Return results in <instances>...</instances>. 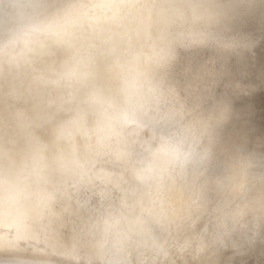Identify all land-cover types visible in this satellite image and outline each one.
Here are the masks:
<instances>
[{
  "label": "clouds",
  "instance_id": "obj_1",
  "mask_svg": "<svg viewBox=\"0 0 264 264\" xmlns=\"http://www.w3.org/2000/svg\"><path fill=\"white\" fill-rule=\"evenodd\" d=\"M30 49L54 100L0 154V224L63 244L0 264H264V0H0V69Z\"/></svg>",
  "mask_w": 264,
  "mask_h": 264
},
{
  "label": "bare ground",
  "instance_id": "obj_2",
  "mask_svg": "<svg viewBox=\"0 0 264 264\" xmlns=\"http://www.w3.org/2000/svg\"><path fill=\"white\" fill-rule=\"evenodd\" d=\"M89 19L95 23L96 18ZM41 30L39 25L32 28L36 33ZM20 63L21 67L16 71L0 69V154L18 151L19 129L31 128L33 117L37 113L45 114L47 106L54 100L46 87L47 76L42 71L50 67V58L41 50L30 49ZM34 76L42 81L39 87L32 83ZM80 195L86 198L91 193ZM72 211L69 208L66 215H71ZM63 223L62 217L53 215L38 220L34 230L16 221L7 226L0 224V252L6 251L19 261L54 262L59 259L56 249L63 244ZM10 231L13 234H9ZM23 241L28 244L23 245Z\"/></svg>",
  "mask_w": 264,
  "mask_h": 264
}]
</instances>
